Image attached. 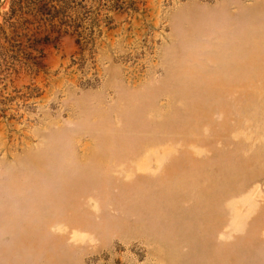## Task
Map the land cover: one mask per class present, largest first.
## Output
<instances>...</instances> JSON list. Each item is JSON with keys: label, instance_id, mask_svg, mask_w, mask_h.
<instances>
[{"label": "rangeland", "instance_id": "374dc122", "mask_svg": "<svg viewBox=\"0 0 264 264\" xmlns=\"http://www.w3.org/2000/svg\"><path fill=\"white\" fill-rule=\"evenodd\" d=\"M125 1L11 76L0 264H264V0Z\"/></svg>", "mask_w": 264, "mask_h": 264}, {"label": "trees", "instance_id": "16d2710c", "mask_svg": "<svg viewBox=\"0 0 264 264\" xmlns=\"http://www.w3.org/2000/svg\"><path fill=\"white\" fill-rule=\"evenodd\" d=\"M6 2V1H5ZM105 2V3H104ZM125 0H9L0 2V112L5 113L4 98L11 76L21 67L35 66L40 46L48 34L61 30L82 37L84 23L100 26L109 14L125 10Z\"/></svg>", "mask_w": 264, "mask_h": 264}]
</instances>
